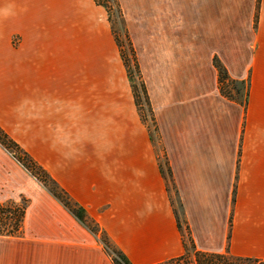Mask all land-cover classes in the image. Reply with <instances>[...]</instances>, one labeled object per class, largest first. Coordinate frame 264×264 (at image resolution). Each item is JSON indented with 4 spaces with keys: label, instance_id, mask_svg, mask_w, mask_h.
Returning a JSON list of instances; mask_svg holds the SVG:
<instances>
[{
    "label": "crops",
    "instance_id": "crops-1",
    "mask_svg": "<svg viewBox=\"0 0 264 264\" xmlns=\"http://www.w3.org/2000/svg\"><path fill=\"white\" fill-rule=\"evenodd\" d=\"M165 2L179 16L159 37L128 26L167 178L133 96L108 76L119 55L94 0H0V128L132 264L184 253L174 202L196 250L264 260V0ZM214 58L249 83L245 104L220 93ZM22 199L0 264H113L0 144V203Z\"/></svg>",
    "mask_w": 264,
    "mask_h": 264
},
{
    "label": "trees",
    "instance_id": "trees-1",
    "mask_svg": "<svg viewBox=\"0 0 264 264\" xmlns=\"http://www.w3.org/2000/svg\"><path fill=\"white\" fill-rule=\"evenodd\" d=\"M96 1V0H95ZM99 4V3H98ZM137 64V63H136ZM213 65L217 70L218 88L222 95L231 100H237L239 89L237 84L245 86L244 98L242 103L247 102L248 85L247 81H236L229 77L226 69L221 65L217 58L213 59ZM137 71H139L136 66ZM233 89L234 93L229 89ZM140 92V93H139ZM134 102L143 98L153 121L152 110L144 82L141 80L138 90L133 91ZM154 123V122H153ZM0 144L5 148L13 158H15L39 183H41L82 225H84L92 234L98 236L106 253L111 257L113 264H132L126 255L108 240L107 236L100 231L96 222L91 220L85 209L79 204L72 201L67 192L63 190L51 178L48 172L42 168L20 145L14 141L2 128H0ZM164 174V172H162ZM165 176V175H164ZM27 200L21 202L0 203V236H17L21 233L22 223L25 216ZM179 214L175 211L176 224L182 234L184 253L178 257L162 261L155 264H264V260L255 258L233 256L229 253H212L196 250L189 236L188 228L181 223ZM187 242L188 245L187 246ZM193 253L190 255L189 250Z\"/></svg>",
    "mask_w": 264,
    "mask_h": 264
},
{
    "label": "rangeland",
    "instance_id": "rangeland-1",
    "mask_svg": "<svg viewBox=\"0 0 264 264\" xmlns=\"http://www.w3.org/2000/svg\"><path fill=\"white\" fill-rule=\"evenodd\" d=\"M95 1V0H94ZM171 5L177 6L179 1L182 0H169ZM96 4L102 8V12L105 14V20L108 24V28L112 34L116 45V51L119 55L118 58L113 56L108 57V61L111 62V74H108L110 78L117 82V79L122 78L124 83V89L126 92H130L133 96V91L138 90L141 80L143 81L142 73L139 68L138 57L132 41V36L130 34L128 18L131 16L133 19V26L138 32L139 37L146 42L147 35L153 37H159L161 33H158L159 28L167 26V21L170 18L169 26L174 25L172 20L175 16H179L174 8H171L165 0H156L155 4V31L156 34L148 32V13L151 12V9L148 8V0H96ZM125 6H124V4ZM188 6H192L193 0H187ZM188 23V22H187ZM189 26V23H188ZM19 43V37H13L11 39V44L17 46ZM137 63V64H136ZM138 67L139 71H137ZM144 82V81H143ZM145 84V83H144ZM115 85H110L114 87ZM146 88V85H145ZM237 88L239 89V94L235 95L236 99L241 103L243 102L245 86L238 83ZM229 89V88H228ZM128 90V91H127ZM234 93L233 89H229ZM147 91V90H146ZM140 93V92H139ZM148 95V94H147ZM134 98V96H133ZM149 98V97H148ZM136 109L139 113L140 120L142 123L147 126L149 131V136L153 141L156 154L159 159V164L162 172H164L165 177L167 178L168 174H165L166 167L164 165V155L161 152L160 146L158 144V137L156 135V130L154 123L151 118V114L148 110L146 102L143 98L137 100ZM43 168V167H42ZM166 186L169 191H171V182L166 179ZM172 198V195H171ZM174 202V201H172ZM175 211L179 212L178 204L173 203ZM179 216V215H178ZM187 246L188 242H187ZM193 251L190 249L189 254L191 255Z\"/></svg>",
    "mask_w": 264,
    "mask_h": 264
}]
</instances>
